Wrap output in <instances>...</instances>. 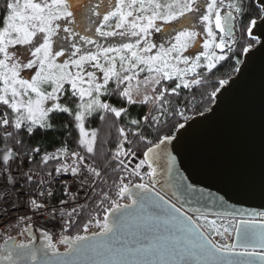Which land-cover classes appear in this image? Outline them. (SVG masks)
I'll return each mask as SVG.
<instances>
[{
	"label": "snow or ice",
	"instance_id": "obj_1",
	"mask_svg": "<svg viewBox=\"0 0 264 264\" xmlns=\"http://www.w3.org/2000/svg\"><path fill=\"white\" fill-rule=\"evenodd\" d=\"M256 2L259 8L253 11L245 0H205L203 5L199 0H112L102 14L92 0H4L0 8V199H10L9 185L15 190L20 183L13 173L27 160L28 170L20 171V176L30 187L28 205L37 212L47 210L50 202L59 198L44 185L56 178L53 170L45 173L47 179L36 178L38 174L32 172L31 164L47 167L55 161L56 177L71 173L72 186L79 183L73 192L68 181H60L62 194L68 199H59L62 207L58 210L62 218L67 216L64 230H68L74 224L73 217L79 215L77 208L82 210L78 204L80 190L95 193L98 182H107L102 178L113 164L114 170L127 173L113 185L115 199L111 191L101 188L97 208L104 215L101 217L97 211L91 216L82 226L83 235L64 236L61 243L68 248L63 253L55 249L49 237L47 248L52 249V257L37 260L28 245L16 244L14 237L8 236L5 244L11 242V248L5 259L9 264H26L28 257L36 264H253L248 259L227 258L224 254L232 252L236 245L213 243L199 231L192 217L180 215L174 204L165 201L155 191V185L160 169H166L171 178L176 160L168 150L175 137L160 132L176 118L187 122L184 113L188 105L195 107V96L181 100V91L204 85L217 65L230 59V53L235 54L232 46L237 43L238 18H246L240 29L242 35L255 40L254 32L259 31L264 36V0ZM173 22L179 27L169 33L167 42L155 43L153 33ZM93 31L100 37L119 36L121 42L115 47L97 45L94 52L85 47L96 45ZM258 42L264 47V41ZM251 46H244L242 51L248 52ZM145 73L143 84L153 86L152 95L141 93L139 78ZM227 83L219 80L220 85ZM219 91L213 90L210 98ZM112 97L129 106L153 107L147 114L133 118L128 107L111 103ZM57 114L69 117V131L78 133L73 143L79 150H70L66 142H61L54 151L41 155L40 147L26 145L25 141L38 129L55 130L52 120ZM96 118L102 125L109 118L114 125L127 118L126 124L116 128L115 151L109 150L102 164L97 155L107 143L100 137L102 129L86 127L90 119ZM177 126L183 129L185 123L172 125ZM129 135L144 145L142 158L137 157L133 147H124L134 142ZM36 156H40L38 162ZM133 159L138 162L130 167ZM145 167L147 171H143ZM132 177L141 182L132 183ZM125 198L130 203L118 202ZM106 202L108 206L104 207ZM8 211L5 204L4 212ZM93 222L99 230L90 233ZM227 232L225 228L216 234ZM254 235L246 225L238 228L242 244ZM260 238L264 240V233ZM245 255H259L264 260V252L248 254L245 249ZM43 256H48L47 251Z\"/></svg>",
	"mask_w": 264,
	"mask_h": 264
},
{
	"label": "water",
	"instance_id": "obj_2",
	"mask_svg": "<svg viewBox=\"0 0 264 264\" xmlns=\"http://www.w3.org/2000/svg\"><path fill=\"white\" fill-rule=\"evenodd\" d=\"M254 35L264 41L259 31ZM172 136L168 150L176 158L175 169L171 178L166 169L159 170L155 191L197 225L199 217L236 219L232 243L227 244L236 247L224 255L264 264L259 255H245V249L248 254L264 252L260 238L264 233V47L259 42L243 55L236 74L221 86L212 106ZM127 199L123 204L130 203ZM245 225L255 235L242 244L238 228ZM38 231L34 228L31 240L23 244L37 260H47L53 253L46 246L45 232ZM199 231L212 240L211 231L200 225ZM26 264L36 261L28 257Z\"/></svg>",
	"mask_w": 264,
	"mask_h": 264
},
{
	"label": "trees",
	"instance_id": "obj_3",
	"mask_svg": "<svg viewBox=\"0 0 264 264\" xmlns=\"http://www.w3.org/2000/svg\"><path fill=\"white\" fill-rule=\"evenodd\" d=\"M4 0H0V8L3 7ZM245 3L251 4L253 6L252 10L256 11L259 8V4L256 2V0H245ZM246 18L241 17L238 18V27L236 30L237 33V43L234 46L235 54H231L230 59H227L226 61H222L220 64L217 65V68L213 70L211 74L208 75L207 81L204 85L194 88L191 91L187 89H183L181 91V100L184 99V97L191 98L193 95L195 96V107L191 104L188 105V110L185 111V116L188 118L187 121H189L192 117L206 112L213 104L214 98H210V93L215 90L216 88H220L221 85L219 84V80H228L232 76H234L237 72V69L242 61V57L245 52L242 51V48L244 46H247L248 44H251L253 47L255 44L258 43V39H250L246 35L241 34V27L243 26V22ZM239 60L240 62L237 63L236 61ZM145 74H141V78L144 77ZM169 86L172 85L171 82H165ZM173 101H175V97H172ZM110 102L113 103L116 106H123L128 107L132 117L137 118L138 115H144L147 114L149 111L150 104L147 106L143 105H133L129 106L126 103H121L118 97H112L110 99ZM153 107V106H152ZM150 107V108H152ZM184 105H181V109L183 110ZM156 114V113H153ZM127 118H125V121L117 120L115 125L112 122V119L109 118L103 125L99 121L98 118L96 119H90L86 127L89 129L92 128H99L102 129L100 132V137L102 140H106L107 143L103 144V146L100 148V151L98 152V158L100 159V163H103V157L105 154L109 153V150L114 151L116 148V143L118 141V133L116 131V128L119 126H122L126 124ZM69 117L64 114H57L53 116L52 123L54 125L55 130H37L36 134L30 138H27L25 143L26 145H31L32 147H40L41 148V155H43L44 151L52 152L55 150V148L60 147L61 142H66L69 145V149H75L79 150L77 145L73 143L74 138L78 135L76 131H69L71 128V125L68 124ZM178 123H186L185 120L181 118H176L175 120H172L168 125H166L163 130L160 132V135L164 134H171L173 135L175 131L179 128L178 126L173 128V124ZM65 125H68V127H64ZM153 139H155V133L152 136ZM129 139L133 140L132 145L125 144V148L131 146L134 149L137 150V153L142 156V151L144 150V145L140 144L135 141V138H133L131 135H129ZM0 147H3V144H0ZM40 159V156H36L35 160L38 162ZM55 161L51 162L47 167H44L43 165L37 167L36 164H31L32 172L45 175V173L49 170H53V176H56V173L54 172V165ZM71 163V160H70ZM24 166L25 169L28 170V161L24 160ZM115 169V164L112 165V169H109L107 171V174L102 178L104 181H107L106 183L98 182L95 193L89 199L81 208H79L77 211L79 213L78 216L73 217L74 224L73 226L68 229L64 230L65 226L63 227L62 231L60 232L59 238H63L64 236H75L76 234H84L82 232V226L84 223L88 221V219L91 216H95L97 211H99L100 216L102 217L104 215V212L97 208V203L100 199L99 195H97L101 188H103L105 191H111L113 199H115V188L113 187L114 183L118 181L119 176L122 175V172H118ZM68 173H64L60 176H65ZM125 182H128V179H126ZM132 183H137L139 181L137 180H131ZM62 187H59L56 195L58 198H61L64 196L62 194ZM128 199H120L119 203L127 202ZM107 202L105 203L104 207H107ZM78 221V222H75ZM197 221L199 222L200 226L204 229H212L214 228V224L211 222V220L207 218H197ZM1 253V250H0Z\"/></svg>",
	"mask_w": 264,
	"mask_h": 264
},
{
	"label": "built area",
	"instance_id": "obj_4",
	"mask_svg": "<svg viewBox=\"0 0 264 264\" xmlns=\"http://www.w3.org/2000/svg\"><path fill=\"white\" fill-rule=\"evenodd\" d=\"M237 23H238V20H237ZM137 157L140 158L138 153H137ZM67 162L70 163V160H68ZM136 162H138V160L133 159L131 161L130 167L134 166ZM20 171H27L24 167V164L22 165L19 171H15L13 173L15 178L19 180L20 183L15 188V190H13L11 184L9 185V188L7 191L10 193V199L7 201L0 199V213H2V215H0V247L8 235L19 234L21 230L25 228V226L31 225L33 229L35 228V230L37 231L39 230L38 232L40 233H42L43 231L45 232L44 239L46 240V246L48 244V238L50 237L52 243L55 245V248L57 249L60 232L62 231L64 227V221L67 220V216L63 218L60 216L58 209H60L62 206L59 204V199L67 200L68 197L66 194H64L63 197L52 200L50 202V207L47 210H40L39 212H37L36 210L31 209L27 202L29 198L30 187L24 184V181L20 176ZM143 171H147V168L145 167ZM123 174L124 176L127 177L126 172H123ZM53 177H55L56 179L53 180V182L50 184L46 183L44 185V188L53 190L55 194L59 187L63 188V184L60 183V181H68V188L70 191L75 192L79 188V183H77L75 187L72 186L73 176L71 173H68L65 176H59V177L53 176ZM36 178L47 179L45 175H40V174H38ZM132 178H135V177H132ZM137 181L139 180L137 179ZM146 181L147 179L145 177V182ZM19 193H22V194L18 195ZM93 194H94L93 192H90L87 189L80 190L78 193V197H79L78 204L82 206V204L85 201H88L92 197ZM2 195L3 193L0 192V196ZM86 195L88 196L87 200L85 199ZM13 201L15 202V205H16L15 207H12ZM5 204H8L9 206L8 212H4ZM72 206H76V205L73 204ZM54 208L57 210L54 211L53 210ZM78 209L79 207L77 208V210ZM70 210H71L70 208L67 209V211H70ZM19 217H30L31 219L30 220H18ZM93 223L90 226H93Z\"/></svg>",
	"mask_w": 264,
	"mask_h": 264
},
{
	"label": "rangeland",
	"instance_id": "obj_5",
	"mask_svg": "<svg viewBox=\"0 0 264 264\" xmlns=\"http://www.w3.org/2000/svg\"><path fill=\"white\" fill-rule=\"evenodd\" d=\"M111 2H112V0H92V4L93 5H99L100 6L98 8V11H100L102 14L106 10H108V5ZM164 2H171V0H164ZM199 3L201 5H203L205 3V0H199ZM203 10L204 9L202 7L201 11H203ZM93 19H96L95 16H93ZM101 19H102V16H101ZM157 23H163V22L162 21H158ZM236 26L238 27V23H237ZM94 27L95 26H93V29H94ZM178 27H179V25L176 24L175 22H173L171 25H164V27L162 28L161 32L153 33L152 40L155 43H157V44L166 43L168 38H169V33L172 32L173 28H178ZM237 27H236V30H237ZM104 30L105 31H109V30H111V28H105ZM196 30L197 31L200 30V25L199 24H197ZM235 33H236V31H235ZM93 38L96 40V45H85V47L91 49L94 52L97 50V45L100 48L109 47V46L115 47L121 42V38L119 36H116V37H100V36L95 35L94 31H93ZM203 38H204L203 36L199 37V39L201 41L203 40ZM235 39L237 40V33L235 34ZM124 42H128V41L125 40ZM234 46H235V44L232 47L234 48ZM254 46L251 47L250 49L254 48ZM103 62H104L103 59H101V63H103ZM89 70H91V68H89ZM97 74L99 75L100 73L98 72ZM139 79H140V82H141V93L147 91L149 95H152L151 94V89H152L153 86L152 85H148L147 87H145L144 84H143L144 77H142V78L140 77ZM135 85H136V81L133 80L132 81L133 88H135ZM150 107H152L151 104H150ZM150 107H149V109H150ZM115 149H114V151H115ZM139 157L142 158L141 155H139ZM121 174L124 175L123 172ZM146 179H147V177H146ZM96 187H97V185H96ZM85 202H87V201H85ZM85 202L82 204V206L85 204ZM121 204H123V203H121ZM200 218H206V217H200ZM207 219H209V220H217L218 221L217 224L212 229H204V228L201 227L204 231H211V233H212L211 239H212V241L214 243L219 244V245H225V244H228V243H232V238H233V234H234V228H235V225H236V222H237L236 219H227V218H221V219L207 218ZM195 220L197 221V218H195ZM197 223L199 224L198 221H197ZM225 228H228V232L227 233H225L224 235H217L216 234L217 232H221V233L224 232ZM32 229L33 228H32L31 225H30V227H29V225H27V226H25L24 229L21 230V232L19 234L8 235V236L14 237L16 244L27 243V242H29L31 240L30 236H31ZM98 230L99 229L97 228L95 223H93V226H89V232L90 233L91 232H96ZM7 237H6V239H7ZM6 239L3 241V243L1 244V247H0V250H1L0 259L1 258L5 259V257L8 255L7 249L11 248V242H9L7 245L5 244ZM61 240H62V238L60 237L59 240H58L57 249L55 248L56 250H65L67 248V244L66 243H61Z\"/></svg>",
	"mask_w": 264,
	"mask_h": 264
},
{
	"label": "flooded vegetation",
	"instance_id": "obj_6",
	"mask_svg": "<svg viewBox=\"0 0 264 264\" xmlns=\"http://www.w3.org/2000/svg\"><path fill=\"white\" fill-rule=\"evenodd\" d=\"M214 219H221V218H214ZM211 222L216 225L217 224V220H211ZM7 260H5L4 258H1L0 259V264H3V263H9L8 261L6 262Z\"/></svg>",
	"mask_w": 264,
	"mask_h": 264
},
{
	"label": "bare ground",
	"instance_id": "obj_7",
	"mask_svg": "<svg viewBox=\"0 0 264 264\" xmlns=\"http://www.w3.org/2000/svg\"><path fill=\"white\" fill-rule=\"evenodd\" d=\"M234 45V44H233ZM131 180H137L136 178H131Z\"/></svg>",
	"mask_w": 264,
	"mask_h": 264
}]
</instances>
